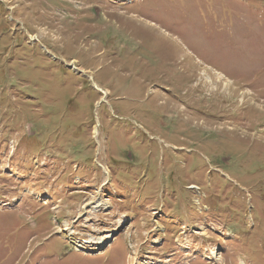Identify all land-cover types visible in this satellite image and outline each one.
I'll return each instance as SVG.
<instances>
[{"label":"rangeland","instance_id":"obj_1","mask_svg":"<svg viewBox=\"0 0 264 264\" xmlns=\"http://www.w3.org/2000/svg\"><path fill=\"white\" fill-rule=\"evenodd\" d=\"M0 264H264V0H0Z\"/></svg>","mask_w":264,"mask_h":264},{"label":"bare ground","instance_id":"obj_2","mask_svg":"<svg viewBox=\"0 0 264 264\" xmlns=\"http://www.w3.org/2000/svg\"><path fill=\"white\" fill-rule=\"evenodd\" d=\"M227 88V87H226Z\"/></svg>","mask_w":264,"mask_h":264}]
</instances>
